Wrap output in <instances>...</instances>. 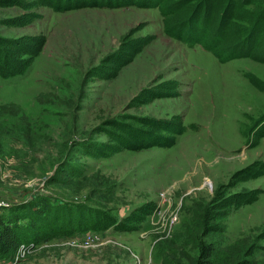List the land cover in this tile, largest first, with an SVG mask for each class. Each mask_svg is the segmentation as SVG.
I'll list each match as a JSON object with an SVG mask.
<instances>
[{
  "label": "rangeland",
  "instance_id": "374dc122",
  "mask_svg": "<svg viewBox=\"0 0 264 264\" xmlns=\"http://www.w3.org/2000/svg\"><path fill=\"white\" fill-rule=\"evenodd\" d=\"M161 2L173 11L0 0V39L45 36L23 73L0 75V216L47 199L39 227L64 230L36 241L24 232L0 247V264H264V173L228 183L264 161V61L222 62L163 31L177 24L264 56V0ZM127 33L154 38L115 77L93 74ZM134 116L168 126L153 130L175 142L103 151L111 120ZM238 192L256 199L227 203ZM141 206L133 230L92 227L101 211L123 218Z\"/></svg>",
  "mask_w": 264,
  "mask_h": 264
},
{
  "label": "trees",
  "instance_id": "16d2710c",
  "mask_svg": "<svg viewBox=\"0 0 264 264\" xmlns=\"http://www.w3.org/2000/svg\"><path fill=\"white\" fill-rule=\"evenodd\" d=\"M42 1L55 10H67L83 6L114 7L136 4L138 6H156L159 8L160 15L162 16L173 11L171 7L168 6L170 3L162 4L161 0ZM192 29H190L188 32H185L181 25H169L167 23L163 25V31L166 35L186 41L189 44L200 42L205 47V49L210 50L219 61L224 62L237 56H250L252 58L264 61V56H260L262 54H258V51L254 50V45L243 49L239 43L221 48L218 47L217 39L220 38L217 36V34L205 38L204 33L193 32L192 34ZM130 37L131 33H127L126 36L121 40L117 49L102 58L103 61L107 62L106 66L101 64L95 66L93 74L99 75L105 79L115 77L121 67L131 61L133 56L154 38L153 35H148L140 37L137 40H130L132 39ZM44 42L45 36L42 34L33 36L30 35L29 37L23 38H14L10 41L0 39V75L2 77H8L23 73L26 67L30 64L32 58L40 51ZM134 118L135 121L132 123L125 120H111L109 123V131H111L110 136L115 140V142L106 144V148L103 151L106 153H111L118 151L120 148L138 150L152 145H171L175 142V136L173 134L166 135L153 130L159 129V127L167 129L168 126H159L156 120L149 116H134ZM144 125H147L148 127H145ZM172 130H174L176 133H179L182 131V126L179 125L175 128H172ZM262 131L260 132V135L264 134V129ZM263 173L264 161L255 160L235 170L228 183H231L233 181L232 179L235 177H256ZM254 199H256V194L238 192L232 194L228 198L227 203H248ZM53 206L54 205L51 202L45 199V201L40 200L34 204H24V207L20 206L18 210L21 211V214L16 213L0 216V247L5 246L4 248L6 250L9 248H15V245L27 240V237L24 236V232L27 233L26 236L31 237V239L36 241L48 238L56 232L64 231L63 229L62 231L55 230L56 226H52L51 222L48 226L40 224L42 227H39L40 220L50 218ZM148 211L149 209L141 206L138 211L124 216L123 218H117L114 215H110L101 211V214H95L96 217L91 223L94 225L92 227L96 229H103L111 226L117 230L130 231L137 228L138 226V224H133V222L142 220ZM24 218L27 219V222L21 221V219ZM29 232L30 235L32 234V236H29Z\"/></svg>",
  "mask_w": 264,
  "mask_h": 264
},
{
  "label": "built area",
  "instance_id": "2783aa9c",
  "mask_svg": "<svg viewBox=\"0 0 264 264\" xmlns=\"http://www.w3.org/2000/svg\"><path fill=\"white\" fill-rule=\"evenodd\" d=\"M24 244L23 243H21L20 244V247H22ZM18 255V254H17ZM4 264H11V262H5Z\"/></svg>",
  "mask_w": 264,
  "mask_h": 264
}]
</instances>
